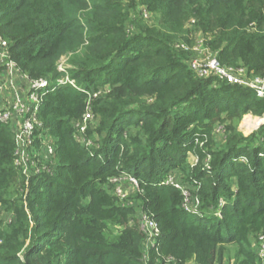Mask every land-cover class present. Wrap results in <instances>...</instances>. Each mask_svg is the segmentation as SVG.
I'll list each match as a JSON object with an SVG mask.
<instances>
[{
	"label": "trees",
	"instance_id": "1",
	"mask_svg": "<svg viewBox=\"0 0 264 264\" xmlns=\"http://www.w3.org/2000/svg\"><path fill=\"white\" fill-rule=\"evenodd\" d=\"M0 37L21 71L52 84L28 172L0 123V264H264V125L239 128L264 115V97L189 66L202 41L264 77V0H0ZM64 76L78 87L57 85ZM94 92L87 146L75 122ZM123 173L140 185L125 199L106 188ZM141 214L160 228L148 248Z\"/></svg>",
	"mask_w": 264,
	"mask_h": 264
},
{
	"label": "built area",
	"instance_id": "2",
	"mask_svg": "<svg viewBox=\"0 0 264 264\" xmlns=\"http://www.w3.org/2000/svg\"><path fill=\"white\" fill-rule=\"evenodd\" d=\"M198 44L193 49L195 53L194 57L189 62V66L199 77H216L227 83L248 87L254 90L257 96L261 98L264 97V77H250L243 67L235 69L230 66L222 65L217 60L215 54L206 48L203 43H200L202 45L201 48L208 54L204 58L196 57L195 54L199 50ZM0 68L6 71L14 80H18L22 84L18 86L12 83L7 88L5 84L0 83V123L8 125L15 132L17 140L15 161L17 165L23 168L24 172H28L30 159L29 147L35 139L36 131L41 127L38 113L43 101V96L50 90L52 84L48 78L33 79L21 71L17 63L11 58L9 42L2 37H0ZM62 84H70L73 87H78L75 80L68 76L58 79L57 85ZM8 92H10L11 95H9ZM97 94L98 92H94L89 95L84 114L75 122V138L87 146L91 144V141L87 138L86 132L91 122L96 117L93 112L91 98ZM243 119L244 122H252L253 126V129L249 133H244L245 135L252 133L260 126L264 125V115L254 116L248 113L244 115ZM262 140L264 141V137ZM44 150L51 153L53 148L51 144L47 142ZM164 183L174 185L182 191L185 198L183 207L186 211L193 213L197 211L200 201L196 195L192 197L190 186L183 184L172 176V174L168 176ZM139 187L138 179L130 173L112 176L109 178V182L106 185L107 189L122 199L128 198L133 193L140 192ZM140 220L147 233L145 247H151L157 243V239L160 235L159 225L148 214H141ZM256 250L258 256L264 260V234L259 236Z\"/></svg>",
	"mask_w": 264,
	"mask_h": 264
},
{
	"label": "rangeland",
	"instance_id": "3",
	"mask_svg": "<svg viewBox=\"0 0 264 264\" xmlns=\"http://www.w3.org/2000/svg\"><path fill=\"white\" fill-rule=\"evenodd\" d=\"M198 39L200 40V37ZM200 43H202V42H199V44H198L199 50L196 52L195 56L196 57H199V58H204L208 53H206L205 51L202 50V48H201L202 45ZM62 62H63L62 64L65 66V59H63ZM97 123H98V118L95 117L93 119V121L91 122V124H90L89 127H94ZM239 128H240L241 131H244V133L247 134V133H249L253 129L252 122H248V121H245L244 122V119H243V121H241V123H240ZM192 159H194V156H192ZM172 176L175 177L174 174H172ZM133 195H134V193L131 194L130 196H133ZM137 211L140 213V208H137ZM0 217L3 220L8 221L10 219V214H9V212L4 211V210L1 209L0 210ZM233 249L234 248L231 246L230 247V250H231V254L232 255L234 254V252H233L234 250ZM233 263H234V261H233Z\"/></svg>",
	"mask_w": 264,
	"mask_h": 264
},
{
	"label": "crops",
	"instance_id": "4",
	"mask_svg": "<svg viewBox=\"0 0 264 264\" xmlns=\"http://www.w3.org/2000/svg\"><path fill=\"white\" fill-rule=\"evenodd\" d=\"M0 83L5 84V86L8 88L9 85L12 83L17 84L18 86H21L22 84L18 80H14L12 77H10L6 71L0 68ZM9 95H11L10 92H8Z\"/></svg>",
	"mask_w": 264,
	"mask_h": 264
}]
</instances>
